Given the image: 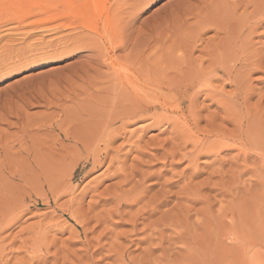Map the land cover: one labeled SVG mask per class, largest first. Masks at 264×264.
Listing matches in <instances>:
<instances>
[{
  "label": "rangeland",
  "instance_id": "rangeland-1",
  "mask_svg": "<svg viewBox=\"0 0 264 264\" xmlns=\"http://www.w3.org/2000/svg\"><path fill=\"white\" fill-rule=\"evenodd\" d=\"M263 8L151 0L105 58L88 44L55 48L80 30L0 26V264H264ZM217 59L233 76L182 94ZM147 96L167 111L104 127ZM217 133L235 149L191 161ZM143 174L144 199L118 205L116 188L140 189ZM166 188L150 217L143 208Z\"/></svg>",
  "mask_w": 264,
  "mask_h": 264
},
{
  "label": "bare ground",
  "instance_id": "bare-ground-1",
  "mask_svg": "<svg viewBox=\"0 0 264 264\" xmlns=\"http://www.w3.org/2000/svg\"><path fill=\"white\" fill-rule=\"evenodd\" d=\"M150 1L151 0H145V4H148ZM133 4L134 0H3L0 3V26L10 24L20 30L28 27L32 28L33 30L40 29L49 32H55L61 30V28H66V30H69V32L71 31V34L72 31L76 30L77 32L78 30H80L82 31V33H80L83 34L82 36L77 37L74 35L66 38L63 37L61 41L55 44V48L59 47L60 45L62 49L66 48L67 45L72 44L76 47L77 50L85 48V45L88 44L89 51L91 50L93 52H96L99 57L105 58V56H103L105 51H113L115 49L121 48L124 45V34L126 28L129 25L133 15H136L139 12H135L134 14ZM35 9H37L38 11L35 14H32ZM262 10H264V8ZM262 10L260 11L262 12ZM261 14L262 13L254 17L258 18ZM30 17L35 18V20L31 21L27 25H23L25 21ZM261 19L263 18L261 17L255 19L253 21V25H260ZM69 32H67V34ZM11 53L12 52L10 51L8 52L9 55ZM3 55L4 54L1 55L2 58L4 57ZM5 55L7 56V53ZM6 56L3 59H5ZM9 57L12 56L10 55ZM15 57L17 58V54ZM108 60L109 58L107 59V61ZM110 65H114V63L110 62ZM117 65L120 66L121 64L117 63ZM210 65L211 66L207 72L200 69L194 74L191 79L188 80V84H184L183 87H181L182 85L180 86V88H182V94L186 93V91L188 90V86L191 87L195 83L198 86V90L208 89L209 83L211 82L212 78H214L218 73L228 79L233 76L232 69L234 65H228L225 60L222 61L217 59L216 62H213ZM129 84L133 86V84H131L130 82ZM177 85H175V87ZM175 87L173 86V88ZM177 88H179V86H177ZM166 104V100H162L161 97H141L140 102L137 103V106L133 105V109L131 111H122L120 113L117 112L118 114L116 113L114 116H111L108 121H105L104 127L109 128L112 124L118 121L119 118L123 120L125 117L131 123V121L133 119H136L138 116H140L141 118L143 116V113L147 114L148 112L154 110L156 108L155 105H158L163 111H167ZM149 118H151L152 120V122L149 124L150 127L159 125L156 124L157 121H159L158 123L161 122L165 124L169 122V117L163 115L162 117H156L157 120L154 121V123L153 119H155V117L151 116ZM146 120L149 119L147 118ZM127 125L128 123H122V127H126ZM211 133L212 132H210L209 134L211 135ZM213 136H215L216 140L208 145V147H206L204 150L199 149L198 152L195 151V154L190 158L191 161L196 160L200 155H209L211 153H218L220 151H226L228 149H235L233 146L234 140L230 136L218 133ZM106 137L107 139L105 140V142H108L109 144L114 140L113 133L108 134ZM170 155L174 156L172 152ZM146 177L147 176L143 174L138 183L135 184L140 189L136 190V187H134L128 190L129 192L127 190H125L124 192L121 187H117L114 194L111 196L118 202V205H121L124 200L128 205L138 204L139 200L144 199L141 198L142 194L147 191L146 188H141L142 182ZM166 189H163L156 199L152 200V202L150 201V204L147 207L143 208V210L147 209L145 212L148 213L150 217H152L154 213H156V211L158 210V206L168 202V199L172 195V192ZM182 192L183 191L179 190L177 192L178 194H176L182 195ZM145 212H143L142 214V212L140 211L138 217L136 215L137 218L135 217L136 220H134L133 224H136L138 220H143ZM165 216L168 215L165 214ZM165 216L163 215V217Z\"/></svg>",
  "mask_w": 264,
  "mask_h": 264
},
{
  "label": "snow or ice",
  "instance_id": "snow-or-ice-1",
  "mask_svg": "<svg viewBox=\"0 0 264 264\" xmlns=\"http://www.w3.org/2000/svg\"><path fill=\"white\" fill-rule=\"evenodd\" d=\"M145 6H146L145 0H134V4H133L134 14H135V12H138L141 9H143ZM131 23L134 24L135 20L132 19Z\"/></svg>",
  "mask_w": 264,
  "mask_h": 264
}]
</instances>
